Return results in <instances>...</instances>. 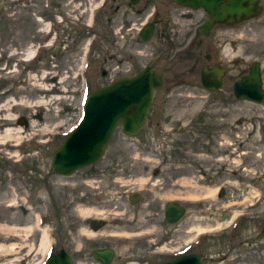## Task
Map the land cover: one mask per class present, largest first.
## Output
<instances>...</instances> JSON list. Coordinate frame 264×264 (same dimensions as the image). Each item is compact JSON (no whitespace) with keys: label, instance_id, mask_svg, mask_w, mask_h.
<instances>
[{"label":"rangeland","instance_id":"1","mask_svg":"<svg viewBox=\"0 0 264 264\" xmlns=\"http://www.w3.org/2000/svg\"><path fill=\"white\" fill-rule=\"evenodd\" d=\"M181 10L174 0H0V135L5 129L13 133L0 140V243L23 244L10 234L23 237L25 229L15 226L24 221L36 225L39 212L45 219L42 227L58 238L57 245L50 240L46 253L28 264H39L57 246L69 248V236L75 243L86 241L80 230L68 233L71 221L78 219L85 227L91 218L72 209L71 200L80 194L89 198H84L85 204L95 207L87 214L107 216L109 224L100 230L99 241L116 242L106 234L121 231L113 221L121 189L150 188L152 173L158 168L165 173L169 167L187 175L183 190L188 196L183 230L172 246L167 245L168 250L178 249L173 256L188 248L201 256L203 264H264V102L235 98L230 83L215 92L201 85L198 66L192 64L198 49L176 50L193 34ZM194 15L192 21L198 16ZM155 20L154 39L134 43L142 24ZM259 22L264 27V11ZM245 27L237 25L232 44L220 51L223 62H240L227 64L231 74L244 71L251 60ZM258 33L264 39V29ZM152 46L155 64H144L148 60L142 53ZM134 50L142 53L138 56ZM29 52L33 57L27 60ZM122 53L139 59L138 64H117ZM145 65L164 79L146 126L130 136L118 123L100 160L73 175L54 174L52 153L80 120L86 94L109 83L117 66L119 78L129 66L137 70ZM83 177L99 185L90 188L80 182ZM39 181L43 190L34 196H42L45 206L23 210L27 212L23 217L21 208L27 203L21 197ZM214 188V195L205 192ZM50 198L56 206L54 217ZM12 200L15 203L8 207ZM197 227L214 229L198 233ZM10 251L0 252V264L18 263L10 258L22 254ZM87 257L88 264L94 263Z\"/></svg>","mask_w":264,"mask_h":264},{"label":"flooded vegetation","instance_id":"2","mask_svg":"<svg viewBox=\"0 0 264 264\" xmlns=\"http://www.w3.org/2000/svg\"><path fill=\"white\" fill-rule=\"evenodd\" d=\"M174 2L176 3L175 0ZM259 4H260V13L255 17H251L249 19L243 20L235 24L213 22L210 25H207V23L211 20V17L209 16L206 9H204L203 7L194 9L189 6H184L176 3L177 7L183 9L181 10L180 13L181 18H183V20L189 21L188 23L191 24L187 26L189 31L191 29L193 30L192 37L190 40H188L187 44H183L181 47L177 48L176 50L177 52L180 51V53H183L189 50L190 48L198 49L199 54L197 53L196 56L197 60L194 61L192 64H196V66H198V76L201 85H202L201 80L204 69H219L220 71H222V85L219 89H221L224 86V84L230 83L232 94L234 95L233 92L234 84L237 81L241 80L242 77L250 73L253 64H257L260 73L261 88L264 92V77H263L264 71L262 67V64H264L263 62L264 39L262 37L260 38L258 33L263 31L264 29L262 22H259V17L263 16L264 3L262 2V0H260ZM195 13L198 16L196 19H194L195 21H192L195 16L194 15ZM145 23H150L152 25L153 31L149 40H153L156 35L158 22L155 20V21H148ZM240 23L246 24L245 27L246 34L249 38L247 52L250 55L251 60L245 63L247 64V66L244 69V71L239 70L238 74L236 72L234 74H231V68H229L228 65L240 64V62L233 60L230 63L228 62V59L227 61L225 60V62H223L220 51L222 50L223 45L232 44L230 37L231 35H235L234 28ZM144 24H142V26ZM142 26L135 32L136 38L134 43L136 44L140 42L143 43L147 42V41H142L140 39L139 33ZM134 52H136L138 56H140V53H142V51L140 50H134ZM142 54L148 60L144 64H155V60L157 59L155 46L150 47L147 52ZM136 60L134 57H132V55L126 56L122 53L121 57L118 59V61H116V63L138 64L139 59L137 61ZM146 66H149L150 68L155 70L151 65H145L143 66V68ZM143 68L141 69L139 68L135 70L134 68L129 66L124 71L125 72L124 76L121 77L134 76L135 74L139 73ZM118 69H120L118 66L112 69L115 71V73L113 74H111L112 72L110 73L109 83L116 80L117 77H115V74L117 73L116 70L118 71ZM133 69L134 71H132ZM163 81L164 79L162 80V85H163ZM109 83H107L106 85H108ZM210 92H215V91H210ZM234 97L236 98L235 95ZM83 168L85 167L75 170L71 175L75 174L77 171ZM151 177L153 178V180L150 183L151 184L150 188H142L143 187L142 186V187H138L136 191L133 190L128 191L126 189H121L122 196H120V198L116 200L118 202V205H115V207L118 208V211L115 212L116 217L115 220H113L117 222V225L119 229H121V231L106 234L107 236L109 235L111 237H115L116 242L111 244L108 242L107 238H103L102 241H99L100 239L99 236L103 235L100 234L101 233L100 230H102V228H105L109 224L108 220L105 219V217L107 216L104 214L98 217V216H91V214H88L87 217L88 218L91 217V218H89L88 223L86 224L85 227L81 225V223L79 222L80 220L78 219H77L78 222L71 221L69 226L70 230L68 233L70 234L72 230L75 233L77 231L79 232L80 230V233L83 234L81 232V229L87 228L93 233V236L91 237L86 236L87 237L86 241L81 243H75L74 236H69L70 247L67 248L65 245L61 247L57 246L54 251H64L67 254V256L70 258L72 264H88V262H86V260L88 259L87 255H89V257L94 262V263L91 262L89 264H104L102 260L96 259L94 255L96 251L106 250V249L111 250L113 252L112 257L110 258L107 264H161L171 261L180 255L186 254L187 251L184 253H178L173 256L174 250H172L171 248L170 250H168L169 248L167 247V245L172 246V244L175 242V238H177L180 232L183 230L182 229L183 220L187 212V199H188V196L186 194L187 189L186 190L183 189L187 186V175L183 173H174L171 167H169L168 171L166 170L165 173H162L161 170L158 168L156 171L152 173ZM86 178L87 177L81 178L80 182L84 183V181L87 180ZM121 178L124 179V177ZM77 185L78 183L75 182L74 188H76ZM120 185L121 184H119V186ZM31 186L33 187L35 186V189L32 188L31 190H27L28 193L26 194V197L24 198L21 197V200L24 203H27L26 206H22L21 208L22 211L23 210L28 211L35 208L42 209L45 206V202L42 196L41 199H40V195H39V199L36 198L39 192H42L44 183L41 181H39L38 183L34 182L32 183ZM80 196L82 197L74 198L71 200L72 202L71 206H73L72 209L77 211V214L81 217L82 214L78 213V206H84L88 210H92L95 207L94 205H87V204H91V202L87 204L84 203L83 201L84 198H86V200L89 199L86 195L83 196L82 194H80ZM14 203L15 200L14 202L13 200L9 201L7 203V206L12 207ZM170 205H171V211L174 206H177L179 207L178 209L182 210L181 215L175 221L172 220L173 215L168 214V212L170 211L169 210ZM48 207L52 212V215L50 216L54 217L53 212L56 206L54 200L51 198L49 200ZM26 211H23L24 212L23 217L27 215ZM39 213L40 214H36V218H35L37 223L36 225H34L33 223L29 224L28 221H24V223H26L25 225L15 226L16 229H25V232L22 233L23 237L18 238L17 234H10L11 236L15 237V239L17 240L20 239L24 242L23 244L18 245V243L14 241H9V245H14V248L12 249V252L10 251L11 253L9 252L8 254L10 255L14 253L22 254V255H18L17 257L15 256L10 258L11 260H17L18 263L16 264H28L29 260H32L33 257H36L37 254L41 253L39 251V240L41 238V231L42 230L46 231V230L44 229V226L42 227V225L45 224L44 223L45 219H43L42 216L43 214L42 212ZM79 223L81 225L80 227H79ZM9 227L13 228L14 225H10ZM186 231L188 230H185V232ZM46 233L49 240H52V242L57 245L58 238L55 237L56 235L55 232L46 231ZM131 237H133L132 243H127L128 239ZM118 249H122L123 251L117 253ZM165 250L167 252H164ZM164 253H166L170 257H167L168 259L163 260L161 256H158L159 254H164ZM82 256H84V258ZM80 260H85V261L82 262Z\"/></svg>","mask_w":264,"mask_h":264},{"label":"water","instance_id":"3","mask_svg":"<svg viewBox=\"0 0 264 264\" xmlns=\"http://www.w3.org/2000/svg\"><path fill=\"white\" fill-rule=\"evenodd\" d=\"M136 0H130L134 3ZM177 4L207 10L211 20L207 23H239L260 13V0H175ZM152 25L146 23L140 30V39L148 41ZM162 76L149 66L131 77H121L106 86L92 90L84 100L80 122L64 137L52 153V172L69 176L75 170L96 163L104 154L106 144L118 123L121 131L130 136L138 134L147 122V114L154 92L162 86ZM202 85L208 91H217L222 85V71L204 69ZM237 99L261 103L264 92L261 88L257 64H253L248 75L234 84ZM174 206L168 214L175 221L182 210ZM111 250H98L95 258L107 264ZM44 264H72L64 251H56ZM161 264H203L199 254H185Z\"/></svg>","mask_w":264,"mask_h":264},{"label":"bare ground","instance_id":"4","mask_svg":"<svg viewBox=\"0 0 264 264\" xmlns=\"http://www.w3.org/2000/svg\"><path fill=\"white\" fill-rule=\"evenodd\" d=\"M33 57V52H29V53H27V54H25V59H30V58H32ZM5 103H7V102H5ZM21 131V130H20ZM17 132H19V131H17ZM12 132H11V129H5V131L3 132V134H1L0 135V140H5L6 138H8V139H10L11 138V136H12ZM119 179H117V182H119L118 181ZM142 180V181H141ZM140 182H142V183H140V184H144V182H146V179L145 178H143V179H140L139 180ZM125 181L123 180V179H121V182L120 183H124ZM84 183L87 185V186H89L90 188H92L93 187V185L94 184H98L99 185V182H97V181H94V180H91V179H87L86 181H84ZM123 184H121L120 186H122ZM207 191H205L208 195H214L215 194V192H216V188H214V189H206ZM78 213H81L82 214V216L83 217H85V216H87L88 214H87V208L86 207H84V206H78ZM229 216L230 215H228L227 216V218L226 219H228L229 218ZM233 216H234V214H233ZM233 216H231V217H233ZM198 229L196 230V231H198V233L199 232H204V231H206V229H214V228H204V227H197ZM81 232L84 234V235H86V236H89V237H91V236H93V233L90 231V230H88L87 228H82L81 229ZM49 238H48V236H47V233H46V231H44V230H42L41 231V238H40V240H39V251L40 252H44V253H46V251H47V249H48V245H49V240H48ZM189 240H187V242H188ZM14 248V245H4V244H1L0 243V252L1 251H3V252H7V251H9V250H12ZM175 251V250H174ZM189 252L190 251H188L186 254H189Z\"/></svg>","mask_w":264,"mask_h":264}]
</instances>
